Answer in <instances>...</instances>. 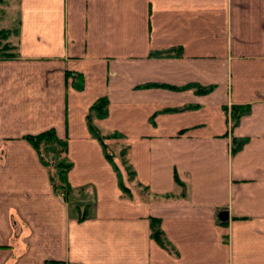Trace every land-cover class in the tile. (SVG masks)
Returning a JSON list of instances; mask_svg holds the SVG:
<instances>
[{"label": "crops", "instance_id": "1", "mask_svg": "<svg viewBox=\"0 0 264 264\" xmlns=\"http://www.w3.org/2000/svg\"><path fill=\"white\" fill-rule=\"evenodd\" d=\"M0 29V264H264V0H3Z\"/></svg>", "mask_w": 264, "mask_h": 264}, {"label": "trees", "instance_id": "2", "mask_svg": "<svg viewBox=\"0 0 264 264\" xmlns=\"http://www.w3.org/2000/svg\"><path fill=\"white\" fill-rule=\"evenodd\" d=\"M3 0H0L2 2ZM8 35L7 30L0 29V58L13 56L12 53L6 52L10 47L7 43H4ZM169 51H163L158 53H153L155 56L166 55ZM106 100L100 98L96 100L88 109L85 116L86 125L90 134L96 138L102 145L104 156L108 161L111 160L112 153L111 150L103 143V140L108 137H120L116 132L111 133L110 135H102L99 130L94 126L93 119L104 117L106 114ZM248 112V105H231L230 106V116L232 120V127L237 123V120L241 115H244ZM26 140L32 145L34 150L38 155V159L42 165L47 167L50 170V182L54 191L59 192L63 197L66 196L68 192L71 191V188L68 186L65 180V175L67 170L70 168V162L65 157L66 152V143L65 140L59 139L54 135L52 129L43 131L35 135L25 136ZM245 138L241 139H231V148L230 152L233 154L240 148L242 143L245 142ZM43 147L46 153L54 154L52 163L42 156L40 148ZM125 149L121 148L119 150V156L121 158V163L126 165L123 155ZM126 169L129 170V167L126 165ZM129 173L133 175V172L129 170ZM56 181L58 183H56ZM121 187V186H120ZM150 237L154 239L159 245L167 247V243L162 236V232L158 228V220L155 218H150Z\"/></svg>", "mask_w": 264, "mask_h": 264}, {"label": "rangeland", "instance_id": "3", "mask_svg": "<svg viewBox=\"0 0 264 264\" xmlns=\"http://www.w3.org/2000/svg\"><path fill=\"white\" fill-rule=\"evenodd\" d=\"M3 30H5V29H3ZM9 32H11V31H9ZM9 32H8V34H9ZM8 36V35H7ZM7 38V37H6ZM4 43H7V42H5V40H4ZM8 44V43H7ZM9 45V44H8ZM9 47H10V45H9ZM10 49V48H9ZM8 49V50H9ZM6 51V52H9V51ZM171 55H177V52L175 53H171L170 51L168 52V54H166V55H159V56H171ZM40 150H41V153H42V156L44 157V158H46L48 161H50V163H52L54 160H52V158H53V156H54V154H51V153H46L45 151H44V148L43 147H41L40 148ZM51 160H52V162H51ZM122 168L124 169V171H125V173H126V175L127 176H129L130 175V173H129V170H127L126 169V165H122ZM130 178V177H129ZM56 183H58L57 181H56Z\"/></svg>", "mask_w": 264, "mask_h": 264}]
</instances>
